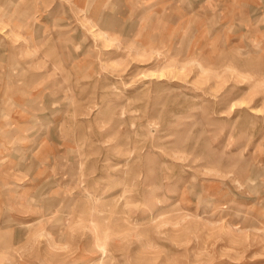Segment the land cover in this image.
Instances as JSON below:
<instances>
[{
	"label": "rangeland",
	"instance_id": "1",
	"mask_svg": "<svg viewBox=\"0 0 264 264\" xmlns=\"http://www.w3.org/2000/svg\"><path fill=\"white\" fill-rule=\"evenodd\" d=\"M0 264H264V0H0Z\"/></svg>",
	"mask_w": 264,
	"mask_h": 264
}]
</instances>
